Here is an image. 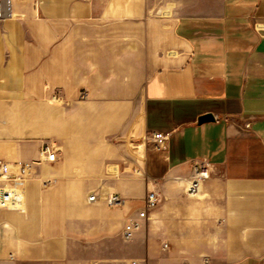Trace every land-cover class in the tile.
Returning <instances> with one entry per match:
<instances>
[{"label": "crops", "instance_id": "0c3cea01", "mask_svg": "<svg viewBox=\"0 0 264 264\" xmlns=\"http://www.w3.org/2000/svg\"><path fill=\"white\" fill-rule=\"evenodd\" d=\"M2 2L0 157L26 181L0 264H264V0Z\"/></svg>", "mask_w": 264, "mask_h": 264}, {"label": "built area", "instance_id": "2783aa9c", "mask_svg": "<svg viewBox=\"0 0 264 264\" xmlns=\"http://www.w3.org/2000/svg\"><path fill=\"white\" fill-rule=\"evenodd\" d=\"M4 15V5L0 0V18ZM153 146L157 149L166 148L169 138L168 132L155 131L149 137ZM59 145L52 140H45L40 148V160L56 161L59 153ZM210 176L209 166L206 162H198L195 165L194 172L189 179L187 193L195 195L198 193L201 183ZM26 181V175L23 172L14 173L11 163L3 157H0V209H21L24 202L23 187ZM104 200L109 205H124L127 199L120 193L112 192L104 196L96 193L89 195V201ZM160 194L154 188L147 192L145 205L136 216L129 218L123 229V237L130 240L134 237L136 231L142 227L143 219H147L149 211L159 205ZM205 264H214L210 259L205 260Z\"/></svg>", "mask_w": 264, "mask_h": 264}, {"label": "water", "instance_id": "95a60500", "mask_svg": "<svg viewBox=\"0 0 264 264\" xmlns=\"http://www.w3.org/2000/svg\"><path fill=\"white\" fill-rule=\"evenodd\" d=\"M211 119H213V115L210 114V113H207V114L201 115L199 117V122L201 123V122H204V121H207V120H211Z\"/></svg>", "mask_w": 264, "mask_h": 264}]
</instances>
